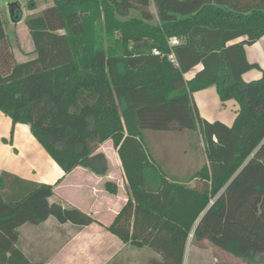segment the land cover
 I'll use <instances>...</instances> for the list:
<instances>
[{
    "label": "trees",
    "instance_id": "1",
    "mask_svg": "<svg viewBox=\"0 0 264 264\" xmlns=\"http://www.w3.org/2000/svg\"><path fill=\"white\" fill-rule=\"evenodd\" d=\"M25 1L35 8L36 0ZM24 23L35 57L14 63L0 11V111L28 125L64 174L82 166L104 175L108 159L98 148L112 140L130 197L104 228L159 253L163 264H183L190 233L264 264V68L245 53L264 35V0H54ZM251 69L262 75L245 81ZM209 86L222 102H237L231 126L200 116L192 94ZM173 129L203 142L206 162L187 180L193 186L169 180L145 143L146 131ZM60 179L0 173V264H47L18 246L23 224L52 216L102 225L49 202ZM104 187L117 193L112 181Z\"/></svg>",
    "mask_w": 264,
    "mask_h": 264
},
{
    "label": "crops",
    "instance_id": "2",
    "mask_svg": "<svg viewBox=\"0 0 264 264\" xmlns=\"http://www.w3.org/2000/svg\"><path fill=\"white\" fill-rule=\"evenodd\" d=\"M46 2L50 3L46 6L49 7L53 5L54 0H46ZM29 10L28 14L24 17L21 14L20 20L13 23V30L15 29L14 26L17 27L20 24L24 26L30 42L29 47L24 49L11 48L14 63L25 62L35 57L31 34L24 23V18L28 15L37 14L42 10ZM21 20L22 22H20ZM58 33H63V31H58ZM21 47L24 46L21 44ZM245 53L249 62L257 63L260 68H264V35L260 36L253 44L245 46ZM201 68L202 64L193 67L184 74L185 79L192 78ZM261 75L259 69H251L245 72L242 77L245 81H251L260 78ZM192 97L202 118L210 122L218 120L227 126H231L239 108L234 99L222 102L215 86L196 91L192 94ZM146 132L145 136L147 137ZM150 145L154 149L153 153L155 155H153L160 162H163V160H160L162 156L158 155L156 149V146L160 147L161 144H158V142L153 143L150 140ZM98 151L103 152L108 159V170L104 175H97L82 166H77L69 173L64 174L52 157L44 152L41 144L32 135L28 125L13 123L8 116L0 111V173L7 171L22 179L45 184H54L61 178L55 186L54 194L49 198V202H57L64 207H76L103 225L92 223L82 226L69 222L59 223L54 217L53 222L50 218L52 216H50L40 223L42 225L25 224L20 226L18 229V246L20 248L22 246L21 249L26 256L28 254L39 258L41 253H46V255H43L45 259L43 261L47 264H146L143 258H146L147 264H163L159 253L147 247H135L137 251L133 252L135 251L133 250L134 246L123 243L117 236L104 228L113 221L116 214L127 202L130 191L112 140L104 141ZM149 153L151 154L150 151ZM153 155L151 157L154 161ZM204 162H206L205 154L202 164ZM163 163L166 166V163ZM166 169L167 171H164V173L169 180L186 182L188 186L195 185V179L187 181L194 169L191 170L189 166L185 167V163L177 168L166 166ZM106 181L116 183V194H111L105 189L104 184ZM195 239L198 242L202 241L207 244L206 247L211 249L214 264H219L218 256L228 262L229 258L227 257H230L228 256L230 253L211 244L206 239ZM188 244L191 246L190 253L195 247L206 248L191 243L188 237L184 256ZM144 248H147L149 252H143ZM132 258L137 260L133 263Z\"/></svg>",
    "mask_w": 264,
    "mask_h": 264
},
{
    "label": "rangeland",
    "instance_id": "3",
    "mask_svg": "<svg viewBox=\"0 0 264 264\" xmlns=\"http://www.w3.org/2000/svg\"><path fill=\"white\" fill-rule=\"evenodd\" d=\"M12 1L17 2L19 4L20 11L23 17L26 14H28V11L30 10L26 7L25 0H1L0 1V11H1V16L3 20V26H4L6 33L8 34V37L11 43V48L12 49L13 48L14 49H24L26 47H29L30 42H29V39L27 38L28 35L23 25L20 24L17 27L14 26L15 29L13 30V23L11 22L8 9H7V4ZM48 4L50 3L46 2V0H37L34 11H41ZM149 8L152 13L155 12V8L153 4H151ZM131 15L137 16L139 15V13L132 10ZM20 22H22V20ZM104 27L105 26L103 23H100L97 26V28L101 30V38H102L104 47H106L108 45V42H107L108 38H107V34L104 32V29H103ZM21 44L24 47H21ZM146 133L148 134V136L146 137L145 143L147 144V148L151 152V155L154 154L153 153L154 149L151 148L150 140H152L153 143L158 142V144H161L160 147L156 146L157 153L158 155L162 156V158L160 157V160H163V162H165L166 166H168L169 168L172 166L177 168L181 164L184 165V163H185V167L189 166L191 170L194 169L193 171L201 167L202 162L204 161V149H203L204 147H203V142L200 140V137H198L199 139H197V136L194 132L183 130V129L181 130L173 129V130H169L168 132L167 131L166 132L165 131H147ZM42 149L44 150L46 154H48L47 151L43 147ZM154 155H153L154 160L166 172L167 169H166L165 164L163 162H160L159 159H157ZM50 218L54 222L55 219L53 217H50ZM26 224L31 225L28 223ZM189 240L191 243L197 244L200 247H206L207 245L203 243L202 241L198 242L194 238V236L192 237V234H190ZM209 246H210V243H209ZM190 248L191 246L188 244V247H187V250L184 256L183 264H214L215 261H214L213 253L210 248L195 247L194 248L195 250L193 249L191 253H190V250H191ZM133 250H135L133 252L137 251L135 247L133 248ZM143 252H149V251L147 248H144ZM220 252L222 253V251ZM43 255H46V253H41L39 258H35L27 254V256L32 260H39V259L45 260ZM228 256H230V257H227L229 258L227 260L228 262H225L224 258L222 257L219 258L218 256V263L219 264H250L247 261L239 259L238 257H235L231 254H229ZM136 260L137 259L135 258L131 259L133 263ZM143 261L146 264L148 263L146 258H143Z\"/></svg>",
    "mask_w": 264,
    "mask_h": 264
},
{
    "label": "water",
    "instance_id": "4",
    "mask_svg": "<svg viewBox=\"0 0 264 264\" xmlns=\"http://www.w3.org/2000/svg\"><path fill=\"white\" fill-rule=\"evenodd\" d=\"M8 13L12 23H16L21 18L20 6L17 2H9L7 4ZM20 11V12H19Z\"/></svg>",
    "mask_w": 264,
    "mask_h": 264
},
{
    "label": "built area",
    "instance_id": "5",
    "mask_svg": "<svg viewBox=\"0 0 264 264\" xmlns=\"http://www.w3.org/2000/svg\"><path fill=\"white\" fill-rule=\"evenodd\" d=\"M1 1V0H0ZM170 43L171 44H176L177 43V39H176V37H172V38H170Z\"/></svg>",
    "mask_w": 264,
    "mask_h": 264
}]
</instances>
